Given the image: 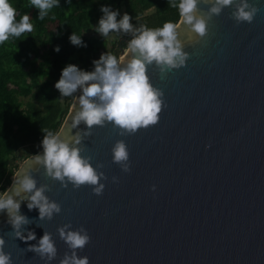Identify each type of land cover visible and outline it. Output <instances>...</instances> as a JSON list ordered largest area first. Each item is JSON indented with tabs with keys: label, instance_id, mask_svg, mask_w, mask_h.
I'll list each match as a JSON object with an SVG mask.
<instances>
[{
	"label": "water",
	"instance_id": "95a60500",
	"mask_svg": "<svg viewBox=\"0 0 264 264\" xmlns=\"http://www.w3.org/2000/svg\"><path fill=\"white\" fill-rule=\"evenodd\" d=\"M236 2L211 18L205 36L186 43L184 66L165 73L148 66L166 103L156 124L128 135L111 122L95 125L78 145L94 165L103 162L102 194L87 184L63 187L43 164L28 169L61 204L52 219L40 220L38 209L21 202L30 222L19 231L53 234L57 256L49 264L71 251L57 231L69 221L90 235L78 249L89 264H264V0H254L260 11L252 22L239 23L231 16ZM199 7L204 12L209 5L200 0ZM123 54L131 57L128 49ZM78 108L74 99L60 130L72 125ZM86 127L81 122L71 134ZM118 139L128 146L130 172L112 160ZM11 228L0 212L13 264H45L27 249L35 241L16 238Z\"/></svg>",
	"mask_w": 264,
	"mask_h": 264
},
{
	"label": "clouds",
	"instance_id": "9594fccd",
	"mask_svg": "<svg viewBox=\"0 0 264 264\" xmlns=\"http://www.w3.org/2000/svg\"><path fill=\"white\" fill-rule=\"evenodd\" d=\"M59 0H31V6L37 8L38 17L43 19ZM168 3L178 8L181 23L165 21L162 26H138L132 23V16L127 11L121 13L112 4H100L102 15L94 25L95 32L107 37L111 32L131 33L127 49L131 57L118 58L111 52H102L99 58H93V68L83 69L75 63H67L62 69L54 87L62 97L72 96L78 100L79 108L72 117V125L65 130L52 131L41 129L44 136L41 140L43 151L28 159L21 170L15 174L11 183L0 191V212L6 211L8 223L16 238L24 241H35L27 245L49 264L57 256V247L53 234L44 231L37 238L35 231H28L25 236L19 229L28 224L30 218L23 214L21 202L27 201L28 209H38L40 220L52 219L54 214L61 212V204L45 194L47 185L37 186V180L28 169L35 162L43 164L46 173L61 182L63 187L71 183L73 188L87 184L92 186L95 194H102L107 180L102 170L103 162L94 165L92 157L82 155L80 145L85 136L92 134L95 125L104 126L111 122L120 135L133 134L143 127L156 124L160 119L163 107H166L164 92L153 84L147 72L150 65L155 64L160 73L179 68L186 64L189 52L184 49L187 42L198 41L208 32V23L214 15H219L226 6H231L233 0H204L209 5L207 11L201 12L200 0H168ZM260 11L254 0H238L231 11V16L237 23L252 22ZM29 13L17 18V9L12 0H0V43L10 37H19L33 30ZM69 41L77 47H87V41L81 34L72 31ZM57 45L55 51H59ZM78 96H74L77 90ZM83 122L87 127L71 134V128ZM112 160L119 164L125 172L131 171L130 153L126 142L118 139L111 148ZM118 182L117 176L111 178ZM152 189H156L153 184ZM71 222L57 227L59 236L71 250L65 252L59 264H89L88 256L78 255L90 240L87 229L80 225L70 226ZM5 238L0 236V264H13L11 253L5 251Z\"/></svg>",
	"mask_w": 264,
	"mask_h": 264
},
{
	"label": "trees",
	"instance_id": "16d2710c",
	"mask_svg": "<svg viewBox=\"0 0 264 264\" xmlns=\"http://www.w3.org/2000/svg\"><path fill=\"white\" fill-rule=\"evenodd\" d=\"M12 3L17 18L29 13L34 27L31 32L0 43V191L11 183L20 167L14 162L17 152L30 144H41V129L60 131L68 116L74 97H62L54 87L61 69L75 63L91 70L93 58H99L102 52L120 58L127 49L131 33L119 32V39L110 45L108 37L94 31L102 15L100 4L127 11L136 26L154 28L165 21L178 23L181 19L178 8L168 0H59L43 19L38 17L39 10L31 6V0ZM72 31L82 35L87 47L70 43ZM57 45L59 51H55ZM41 149L33 150L26 158Z\"/></svg>",
	"mask_w": 264,
	"mask_h": 264
},
{
	"label": "rangeland",
	"instance_id": "374dc122",
	"mask_svg": "<svg viewBox=\"0 0 264 264\" xmlns=\"http://www.w3.org/2000/svg\"><path fill=\"white\" fill-rule=\"evenodd\" d=\"M121 13H123V10L121 11ZM121 36V34L119 32H111L107 37L110 41V45H112L113 42H115L117 39H119V37ZM127 50V49H126ZM122 54V53H121ZM121 57V55H120ZM28 99V98H27ZM26 99V100H27ZM41 144L39 143H34V144H30L28 146H25L23 148H21L16 156H15V160L14 162L16 164H20V166L24 163V161L27 159L26 157L33 151V150H36V149H41ZM30 157V156H29ZM20 169V167H19ZM18 169V170H19ZM18 172V171H17Z\"/></svg>",
	"mask_w": 264,
	"mask_h": 264
},
{
	"label": "bare ground",
	"instance_id": "6f19581e",
	"mask_svg": "<svg viewBox=\"0 0 264 264\" xmlns=\"http://www.w3.org/2000/svg\"><path fill=\"white\" fill-rule=\"evenodd\" d=\"M122 57H124V59H127V54H123Z\"/></svg>",
	"mask_w": 264,
	"mask_h": 264
}]
</instances>
